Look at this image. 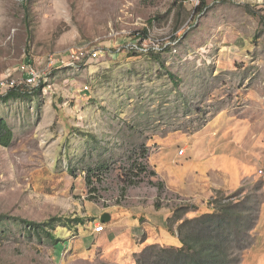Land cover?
<instances>
[{
  "label": "rangeland",
  "instance_id": "374dc122",
  "mask_svg": "<svg viewBox=\"0 0 264 264\" xmlns=\"http://www.w3.org/2000/svg\"><path fill=\"white\" fill-rule=\"evenodd\" d=\"M211 1L0 0V79L98 51L0 88V264H170L182 222L223 208L227 264H264V0ZM142 39L159 49L122 48Z\"/></svg>",
  "mask_w": 264,
  "mask_h": 264
},
{
  "label": "trees",
  "instance_id": "16d2710c",
  "mask_svg": "<svg viewBox=\"0 0 264 264\" xmlns=\"http://www.w3.org/2000/svg\"><path fill=\"white\" fill-rule=\"evenodd\" d=\"M205 6L206 0H201V5L198 7V11L202 10ZM23 94L25 93L16 89H9L5 91L2 98L7 100L11 97H17ZM11 136L12 132L10 127L4 118H0V144L8 145L11 140ZM162 185V182H160L159 187ZM155 206L159 207L158 203L155 202ZM224 209L225 208L222 210H213L211 212L200 214L198 216L200 226L198 228L188 227L187 229H190V231H186L185 234L182 233L183 229L186 228V225H189L193 219L187 218L184 220L180 226V230H178V235L181 238L182 244L180 246L161 247V251L168 256L169 263L178 264L182 261L181 264H227L225 261L224 244L220 242V240L223 241V239L220 238L223 231L220 230H225ZM170 219L171 217L168 216V225ZM22 221L28 223L29 226H32L34 231L38 232L48 230V228L53 229L54 223L57 219L56 217H52L43 222L27 221L25 219ZM151 246L153 245H146L141 251V254H143L147 249H150ZM136 261H140V258H137Z\"/></svg>",
  "mask_w": 264,
  "mask_h": 264
},
{
  "label": "built area",
  "instance_id": "2783aa9c",
  "mask_svg": "<svg viewBox=\"0 0 264 264\" xmlns=\"http://www.w3.org/2000/svg\"><path fill=\"white\" fill-rule=\"evenodd\" d=\"M193 9L198 10V7L201 5V0H188ZM225 1H233L240 3H251L259 2V0H212V3H221ZM205 7L202 8L199 12L203 11ZM146 39V38H145ZM143 40L138 42H129L126 43L122 48L139 50V51H157L159 49L157 46L145 47L143 45ZM155 49V50H154ZM98 51L95 49H88L86 47H76L66 51V53H58L54 55H47L43 63L40 65L30 64L29 62L21 65L20 70L22 71L19 77H13V74H9L6 77L0 79V88L9 89H18L23 93H31L33 89H36L43 84L44 77L51 70L56 67H69L76 69L81 63H89L97 57ZM86 89V87H85ZM6 90V91H7ZM178 154H183V148L178 150ZM104 230V225L102 222L98 221L94 223L93 231L101 232Z\"/></svg>",
  "mask_w": 264,
  "mask_h": 264
},
{
  "label": "crops",
  "instance_id": "0c3cea01",
  "mask_svg": "<svg viewBox=\"0 0 264 264\" xmlns=\"http://www.w3.org/2000/svg\"><path fill=\"white\" fill-rule=\"evenodd\" d=\"M187 149H188V147H186L185 148V153L184 154H181V155H179L178 154V156H181V157H183V156H185L186 155V153H187ZM196 189V186L195 187H193L192 188V185H189V188H187V189H185V190H183L182 191V193H185V192H192V190H195ZM107 219L109 220V222H106V220H105V222H102L103 223V225H104V230L103 231H101V232H94V233H96V234H100V235H104V234H106L107 233V231L109 232V235H106V236H114L115 237V231H112V229L110 228L111 226V221H112V217L111 216H107ZM101 222V221H100ZM108 228H109V230H108ZM146 245H149V244H144V247L146 246ZM143 247V248H144Z\"/></svg>",
  "mask_w": 264,
  "mask_h": 264
},
{
  "label": "water",
  "instance_id": "95a60500",
  "mask_svg": "<svg viewBox=\"0 0 264 264\" xmlns=\"http://www.w3.org/2000/svg\"><path fill=\"white\" fill-rule=\"evenodd\" d=\"M107 216L106 213L102 214L101 218H100V221L101 222H105V220L107 219Z\"/></svg>",
  "mask_w": 264,
  "mask_h": 264
}]
</instances>
